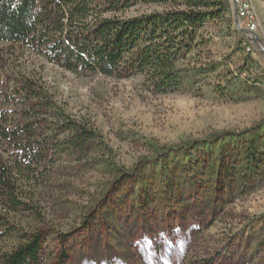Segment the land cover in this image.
Listing matches in <instances>:
<instances>
[{
	"label": "trees",
	"instance_id": "1",
	"mask_svg": "<svg viewBox=\"0 0 264 264\" xmlns=\"http://www.w3.org/2000/svg\"><path fill=\"white\" fill-rule=\"evenodd\" d=\"M140 4L155 9L118 16ZM230 10L229 0H0V264H76L80 248L71 252L62 243L63 235L43 228L27 232L20 218L29 215L41 221L36 205L41 191L46 192L55 177L77 176L87 162L94 164L93 146L102 140L87 121L72 118L57 105L38 81L16 73L14 53L30 51L78 75H141L148 91L176 93L187 89L188 81L194 83L195 75L178 63L206 44L203 27ZM230 15L229 25L236 24L233 12ZM239 42L247 52L243 69L255 65L251 81L264 86V69L250 57L245 39ZM254 129L258 136L261 128ZM147 143L149 155L141 156L129 171L109 166L107 156L99 162L114 175L110 187L131 177L137 181L128 206L120 213L112 207L103 218L111 228L108 245L115 251L117 245L137 248L138 257L149 249L156 261L143 255L141 264H222L229 259L248 264L245 256L259 245L250 233L251 222L220 242L211 238L207 249L201 245L233 192L252 189L258 185L252 184L254 178L264 175V139L248 140L241 157L232 155L234 172L221 164L231 152L227 149L224 159L226 145L213 140L194 139L173 149ZM199 147L208 149L210 158L203 159ZM145 161L144 170L138 169L137 163ZM147 177L151 187L145 184ZM130 216L135 233L126 228Z\"/></svg>",
	"mask_w": 264,
	"mask_h": 264
},
{
	"label": "rangeland",
	"instance_id": "2",
	"mask_svg": "<svg viewBox=\"0 0 264 264\" xmlns=\"http://www.w3.org/2000/svg\"><path fill=\"white\" fill-rule=\"evenodd\" d=\"M254 1L257 28L248 46L250 57L264 69V0ZM153 9L155 7L140 4L118 16L129 17ZM232 12L230 10L223 18L206 24L202 29L206 44L178 63L179 68L195 75L194 83L188 81L187 89L176 93L148 91L141 75L124 79L100 74L78 75L30 51L13 52L16 73L38 81L67 114L87 121L102 136L100 143L93 146L91 157L96 161L94 164L87 162L84 172L77 176L55 177L46 192L41 191L36 205L42 220L29 215L20 218L27 232L43 228L63 235L62 243L71 248V252L80 248L76 256L72 253L76 264H141L143 255L156 261L147 248L141 250L140 258L137 248L117 245L115 251L108 245L111 228L102 222L103 218L112 207L120 213L124 206H128V194L136 190L137 181L131 177L115 185L117 187H110L109 180L114 175L107 173L99 162L107 156L109 166L115 164L129 171L141 156L149 155L147 142L173 149L187 141L208 139L215 145H226L223 158L228 154L227 149L231 152L227 156L230 158L221 164L234 172L232 166L236 160L232 155L241 157L240 150L245 148L248 140L264 139V86L251 81L257 74L255 65L248 71L243 69L247 52L241 49L239 41L249 35L241 31L243 24L239 20L229 25ZM255 127L261 128L258 136ZM198 152L203 159L211 156L208 149L202 147ZM146 163H137V168L144 170ZM202 178L198 176L196 179ZM149 183L151 187V180L147 177L145 184ZM252 184L258 185L247 191H237L238 188L233 192L224 212L206 230L205 242L201 246L207 249L210 240L220 242L225 236L235 234L243 224L251 222L254 227L250 233L259 245L245 256V260L248 264H264V223H261L264 221V175L254 178ZM111 188H114L112 192ZM106 196L108 201H105ZM126 222L127 230L135 233L133 217H127ZM50 247L54 254L55 248L51 244ZM234 262L229 259L222 264ZM44 264L50 263L45 260Z\"/></svg>",
	"mask_w": 264,
	"mask_h": 264
},
{
	"label": "built area",
	"instance_id": "3",
	"mask_svg": "<svg viewBox=\"0 0 264 264\" xmlns=\"http://www.w3.org/2000/svg\"><path fill=\"white\" fill-rule=\"evenodd\" d=\"M235 19L239 20L243 24L242 32L248 34L249 37L245 39L244 44L247 45L253 41V32L257 28V13L255 10L254 0H229Z\"/></svg>",
	"mask_w": 264,
	"mask_h": 264
},
{
	"label": "water",
	"instance_id": "4",
	"mask_svg": "<svg viewBox=\"0 0 264 264\" xmlns=\"http://www.w3.org/2000/svg\"><path fill=\"white\" fill-rule=\"evenodd\" d=\"M243 32H246V31H243Z\"/></svg>",
	"mask_w": 264,
	"mask_h": 264
}]
</instances>
